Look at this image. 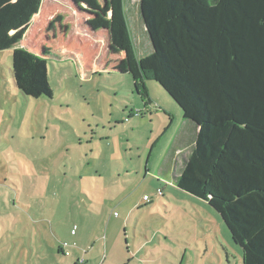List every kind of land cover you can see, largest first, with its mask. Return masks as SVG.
I'll use <instances>...</instances> for the list:
<instances>
[{
	"label": "rangeland",
	"instance_id": "1",
	"mask_svg": "<svg viewBox=\"0 0 264 264\" xmlns=\"http://www.w3.org/2000/svg\"><path fill=\"white\" fill-rule=\"evenodd\" d=\"M126 7L147 56L141 0ZM110 20L109 0H43L19 46L48 58L52 97L20 93L0 52V264H244L223 217L177 185L197 124L133 79Z\"/></svg>",
	"mask_w": 264,
	"mask_h": 264
},
{
	"label": "trees",
	"instance_id": "2",
	"mask_svg": "<svg viewBox=\"0 0 264 264\" xmlns=\"http://www.w3.org/2000/svg\"><path fill=\"white\" fill-rule=\"evenodd\" d=\"M109 1L110 42L133 79L160 83L197 124L177 185L223 217L244 264H264V0H141L144 57L126 0ZM42 3L0 0V52L14 49V83L35 98L54 94L48 58L19 44Z\"/></svg>",
	"mask_w": 264,
	"mask_h": 264
},
{
	"label": "built area",
	"instance_id": "3",
	"mask_svg": "<svg viewBox=\"0 0 264 264\" xmlns=\"http://www.w3.org/2000/svg\"><path fill=\"white\" fill-rule=\"evenodd\" d=\"M64 245H65L66 247H67V246H70L68 243H65ZM67 254H70V252L67 251ZM80 261H81V262H84L85 260H84V258H82Z\"/></svg>",
	"mask_w": 264,
	"mask_h": 264
},
{
	"label": "crops",
	"instance_id": "4",
	"mask_svg": "<svg viewBox=\"0 0 264 264\" xmlns=\"http://www.w3.org/2000/svg\"><path fill=\"white\" fill-rule=\"evenodd\" d=\"M42 4H43V3H42ZM41 7H42V6H41ZM40 10H41V9H40ZM37 15H38V14H36V15L34 16V18H35ZM34 18H33V19H34ZM79 258H83V257L80 256ZM84 260H85L84 262H81V261H80L79 264H80V263H85V262L88 261V259H85V258H84Z\"/></svg>",
	"mask_w": 264,
	"mask_h": 264
},
{
	"label": "water",
	"instance_id": "5",
	"mask_svg": "<svg viewBox=\"0 0 264 264\" xmlns=\"http://www.w3.org/2000/svg\"><path fill=\"white\" fill-rule=\"evenodd\" d=\"M111 7V6H110ZM112 12V11H111ZM145 26H146V24H145ZM146 29H147V26H146ZM152 42V41H151Z\"/></svg>",
	"mask_w": 264,
	"mask_h": 264
}]
</instances>
